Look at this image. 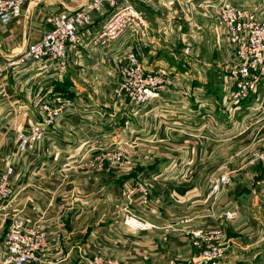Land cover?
<instances>
[{"label": "crops", "instance_id": "0c3cea01", "mask_svg": "<svg viewBox=\"0 0 264 264\" xmlns=\"http://www.w3.org/2000/svg\"><path fill=\"white\" fill-rule=\"evenodd\" d=\"M76 1L31 0L26 3L21 17L7 24L0 21V54L8 57L21 53L29 42L38 40L49 29V14L62 9H74L84 0ZM195 2L200 7L203 0ZM240 2L255 5V0ZM149 5H140L141 11L148 19V14L155 16L157 26L149 19L153 43L146 50L161 47L163 40L156 31L161 30L162 19L159 18L166 12L160 6ZM201 11L194 12L197 14L193 25L201 24V30L206 33L209 29L216 31L218 25L215 21H200ZM261 16L264 18V11ZM102 18L97 15L91 27L93 33L97 32L99 23H103ZM85 41L86 46L80 49V53H70L64 80L50 77L49 86L43 89L45 93L50 85L54 86L56 92H63L72 101V105L67 107L66 115L52 134L54 139L38 144L42 152L21 154L11 127L22 119V115L17 116L16 120L8 119L9 113L14 112L19 105L28 111L24 120L40 119L34 102L30 100L34 88L26 81L29 73H21V83L26 87H18L13 76L8 81L7 90L13 100L16 98L15 104L0 93V170L13 163L22 174L20 181L17 180V195L9 207L0 213V264L6 253L1 240L10 224L11 218H6L9 213L28 217L35 224L46 227L51 251L40 264H88L87 260L96 256L133 264H184L195 252L189 231L202 226L203 221L200 219L210 218L211 215L208 208L210 204L203 197L208 185L207 176L216 166L219 174L227 173L231 178L227 191L220 195L219 211L236 209L239 212L236 221L226 224L234 243L220 264H258L264 254V235H260L264 231V166L245 167L243 164L252 150L264 149V110L243 107L238 119L225 120L227 113L223 103V84L227 83V77L222 65L226 62L227 52L224 51L222 57L218 58L217 66H221V69H215L220 75L218 86H211L201 71H194V67L189 68L193 73L191 75L187 70H182L186 71L182 74V83L188 89H198V93H189L185 97L165 94L162 100L154 101L148 109L146 107L136 110L134 114H127L124 110L116 112L113 100L101 102L103 106H100L96 96L111 91L119 79L111 71L106 50L94 49L89 39ZM145 46L140 50V55L144 64H147L146 61L150 63V55L145 54ZM196 55L198 57L199 51L195 52ZM195 59L200 68L206 67L209 72L212 70L211 62L206 61L201 65V60ZM150 64L160 65L163 60L156 58ZM97 78L103 83V90ZM172 97H176L179 102L171 101ZM97 109L105 113L106 120L99 119L102 128L94 131L92 126L90 128L82 122L87 121L86 118L95 123L91 112ZM170 126L177 128L172 129ZM126 127L130 143L137 138L139 146L158 142V139L169 135H181L187 129L184 136L191 140L195 137L206 140L208 147H205L204 153L187 151L171 168L172 165H167L162 158L144 162L146 156L142 150H138L140 156L136 157L129 148L134 146L129 144L121 147L132 161L129 168L105 166L61 173V162L68 157L83 155L94 145L117 143L118 131ZM195 129L200 131V136L191 134L190 131L196 132ZM190 139H186L187 142ZM152 145L148 144L149 147ZM232 156L241 157L244 161L230 165ZM141 177L152 197L140 214L153 226L136 230L125 224L123 207L118 202L122 205L129 202L130 195H126V191L135 184L136 178ZM140 197L135 198V201L141 206ZM134 202L132 206L136 209Z\"/></svg>", "mask_w": 264, "mask_h": 264}, {"label": "built area", "instance_id": "2783aa9c", "mask_svg": "<svg viewBox=\"0 0 264 264\" xmlns=\"http://www.w3.org/2000/svg\"><path fill=\"white\" fill-rule=\"evenodd\" d=\"M31 0H0V21L7 24L23 15L26 3ZM140 1L150 0H85L74 9H62L47 16L49 29L41 37L29 42L19 54L5 57L0 54V93L14 103L8 93V81L15 78L16 85L26 87L21 83V73H29L26 81L32 84L34 94L30 100L34 102L40 119H23L28 111L22 105L16 106L15 114L22 115L14 125L17 139V149L21 153L36 152L40 142L53 140L52 136L59 121L66 115L67 107L72 101L63 93L56 92L55 87L43 92L49 86L50 77L64 80L68 71L71 52L80 53L86 46V39L94 49L106 50V58L117 75L119 81L112 88L109 99L116 104V112L129 114L147 109L157 100L166 95L187 96L199 92L192 87L188 89L182 83V74L177 69L163 64L157 65L143 62L140 50L143 45L151 43L150 25L146 15L141 11ZM178 0H164L172 4ZM186 1V0H182ZM152 3V2H151ZM192 7H197L190 1ZM202 9L209 13L217 12L225 27L226 40L232 50V60L227 64L228 86L224 92V107L230 118L243 110V107L254 110H264V8L258 5H248L236 0H203ZM211 12V13H212ZM97 15L103 16L97 32L91 27L96 22ZM101 20V21H102ZM51 75V76H50ZM20 78V79H18ZM251 103V107H250ZM97 108V107H96ZM172 110L174 108H171ZM96 120L89 119L82 123L99 131L102 124L99 119L106 120L103 111L97 109L91 112ZM177 126V125H176ZM176 126H170L172 129ZM126 128L118 131L119 139L113 144H98L83 155L75 154L68 157L61 165L62 171L75 169L103 168L123 166L126 164L125 154L120 149L107 148L111 145L121 148L124 145L136 147L138 139L129 140ZM93 137V136H92ZM95 137V136H94ZM247 164L264 166V149L252 150ZM22 174L8 164L0 170V211L17 195L18 181ZM18 180V181H17ZM231 182L229 174L213 175L208 189V197L212 207L217 206L221 193L225 192ZM134 188L128 189V194L134 193ZM141 208L149 204L150 197L147 187L140 185ZM143 207V208H142ZM125 218V224L136 230H145L153 226L140 215L130 212ZM236 209H226L223 217L232 222L238 218ZM197 250L187 264H220L228 251L229 243L223 226H199L190 230ZM6 253L2 264H40L44 262L51 251V241L44 225L35 224L28 217L13 215L4 234ZM88 264H131L113 258L96 256L87 260Z\"/></svg>", "mask_w": 264, "mask_h": 264}, {"label": "rangeland", "instance_id": "374dc122", "mask_svg": "<svg viewBox=\"0 0 264 264\" xmlns=\"http://www.w3.org/2000/svg\"><path fill=\"white\" fill-rule=\"evenodd\" d=\"M69 1H72V0H69ZM76 2H78V0ZM81 2H82V0H81ZM84 2H85V0L83 1V3ZM151 2H152V4H155L157 6L164 8L166 12L165 13L162 12L163 16L159 18V20L162 19V25H161V21H160L161 30L156 31V33H158L159 37H161V39L163 41H162L161 47H158L156 49H152L150 47V49L146 50V48L149 47L150 45L152 46V43H153V34H152V28H151L150 20L152 19L154 21L155 25L157 23V21L154 18L155 16H152V14H148L150 17L149 18L150 20L146 17V19L148 20L149 25H150L151 43H149L148 45L145 46V50H146L145 54L150 55L148 57V58H150V63H154L156 58H160L163 60L164 66H168L169 68L177 69L179 71L187 70V73H190V75L192 73L190 71V69H193L192 67H194V71H196V72L201 71V74H203L205 80H207L211 86H218V83L220 82V80H219L220 75L217 74V72H215L216 71L215 69H219V68L221 69V66L219 68L217 66V62L219 61L218 58L220 56L222 57L223 53H225L224 51L227 52L228 56H227L226 62L222 65L224 68L225 74H227V65H228L227 63L232 60V56H231L232 50L230 49L228 41L226 40L225 27L222 24V22L220 21V18L218 17L217 12L211 11L213 13V14H211V13H209V11L202 9L198 5H197V7L194 8V7H192L191 3H189V0H186L183 2L181 1L180 3L175 2V4H169L168 2H164V0H150V2L140 1L138 4L141 6L142 5L150 6L149 4ZM187 3H189L190 5H188ZM253 4L258 5V6H262L264 8V0H255V3H253ZM200 9L202 10L201 13L199 14L200 21H204V22L206 20H211V22L215 21L218 25V28L216 29V31L213 32L212 30L209 29L206 33L205 31L201 30V28L199 26L201 24L196 25V26L193 25L196 22L195 18H196V14H197L194 12L196 10H200ZM203 14H204V16H203ZM169 23H170V25H169ZM157 29H158V27H157ZM197 51H199L198 57H197V55L195 56V52H197ZM195 58H198L201 60V63H200L201 65H203L204 62H206V61L211 62L210 69L212 68V70L209 72V71H207L208 68H206V67L200 68V65L197 66V61ZM111 71L113 72L112 69H111ZM184 72H186V71H184ZM99 76H100V74H99ZM226 77H227V83L223 84L224 90L228 86L229 80H230V79H228L227 75H226ZM98 79L99 78H97V80ZM117 83H118V81H116L115 85ZM99 86L103 90V83L101 82L100 79H99ZM110 92L111 91H106L104 95L96 96V99H99V101H100L101 107L103 106L101 104V102L102 103H109L110 101H112L111 99H109ZM172 99L173 100H171V101L179 102L176 99V97H172ZM226 113H227V111H226ZM240 113H241V111H240ZM240 115L241 114L237 113L235 116L230 118L228 113H227L226 114L227 118L225 116V120L230 121V120L238 119V116H240ZM11 118H14L16 120L15 111L9 113L8 119H11ZM17 122L18 121H16L15 123H17ZM15 123H13V125L11 127V130L13 132H14ZM199 129H201V128H199ZM194 131H196V132L190 131L191 134L194 133L196 136H200V134H199L200 131H197L196 129ZM186 132H187V129H185V132L180 133L181 135H178V136L169 135V136H166V138H163L162 140L158 139L159 140L158 142H150L148 144H153L150 147L148 146V144L147 145H145V144L141 145L140 144V146L137 145L136 147H129V148L135 152L134 154L136 155V157L140 156V151H138V150H142V154L144 156H146L145 159L143 160L144 162L154 161L155 158H162V160L166 161L167 165L171 164L172 165L171 168H174L173 167L174 162L175 161L177 162V160L179 158L184 157L187 154V151L193 150L194 152L199 151V153H202V152L204 153V151H206L205 147H208V146H206L208 141H206L205 139H204L205 141H203L202 139H197V137H195L194 140H191L189 137L184 136V135H186ZM202 135H204V134H202ZM174 138H177V139L175 141H172ZM186 139H190L191 141L187 142ZM115 146L116 145H114V146L111 145L107 148H114V149H116L115 151H118L121 149L126 156V158H125L126 164L123 165L122 167L129 168L131 166L132 161L126 155L124 148H119V147H115ZM42 151H43L42 147H41V150L39 151L38 146H37V152H42ZM21 154H25V153H21ZM155 156H157V157H155ZM66 160L61 162V165ZM241 160H242V162L244 161L243 159H241V157L238 158L237 156H232L229 159V163H230V165H234V164H238ZM9 164H13V163H9ZM239 164H241V162ZM246 165H248L247 160L244 162L243 166L246 167ZM14 167H16V165H14ZM116 167H120V166H116ZM59 169H61V166ZM66 172L67 171H62L61 173L65 174ZM216 174H218V166H216L215 168L210 170V173L207 176L208 185L210 184L213 175H216ZM140 185L146 186L147 190H148V186L143 181V178L142 177L136 178L135 184L131 186L132 188H134L135 191H134V193L130 194L129 202H125L124 205H122L120 203V201L118 202V204H120V206L123 207V211H122L123 218H126V216H127L126 214H129V212L126 210L128 208L130 209V212H133V213L141 216L142 213L140 212V210H138V208L140 209L141 207L135 201V198H138L141 195V192L139 191ZM208 185H207L206 194L204 195L203 199L205 198L207 200V202L210 204L208 208L210 209L211 215H210V218H202L200 220L203 221V223H202L203 227L219 225V226H223V228L225 229L227 241L229 243L228 251L224 256V258H225L228 255V252L234 243L233 240L231 239L228 231H227V228H226V224H229L231 222L227 221V219H225L223 217V211H219V205L218 204L214 208L212 207L211 200L208 197V189H209ZM148 192H149V190H148ZM126 195H128V190L126 191ZM150 196L151 195L149 193V197ZM140 199H141V197H140ZM11 201L7 204L6 208L9 207ZM133 202L136 204V207H137L136 209H134L132 206ZM6 208H4L3 210H5ZM3 210L0 211V213H2ZM122 213H121V216H122ZM238 214H239V212H238ZM7 215H8V217H6V218H12V216L14 214L12 215L9 213ZM10 221H9V223H10ZM232 222H234V221H232ZM4 233H5V230H4L3 234ZM189 235H190L191 245L193 246V249L195 251V250H197V248L195 245V241L191 238L192 234L190 231H189ZM260 235H264V231H261ZM1 241H3V247H5L4 239ZM235 244H237V240H235ZM263 244H264V242H263ZM238 247H240V246H238ZM192 255L184 264H187L190 261V259L192 258ZM115 260H117V259H115ZM118 261H121V260H118ZM121 262H123V261H121ZM131 264H133V263H131ZM258 264H264V254H263L262 258H259Z\"/></svg>", "mask_w": 264, "mask_h": 264}]
</instances>
